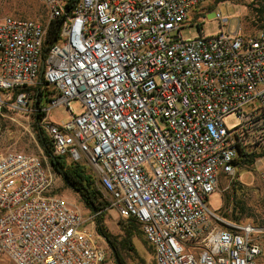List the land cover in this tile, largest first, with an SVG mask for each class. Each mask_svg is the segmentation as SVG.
<instances>
[{
  "label": "built area",
  "instance_id": "obj_1",
  "mask_svg": "<svg viewBox=\"0 0 264 264\" xmlns=\"http://www.w3.org/2000/svg\"><path fill=\"white\" fill-rule=\"evenodd\" d=\"M38 1L46 24L0 11V108L43 113L54 154L91 169L107 206L139 222L154 264H258L263 229L206 201L246 139L264 138V29L243 37L215 11L218 31L183 37L207 0H78L71 13L67 0ZM56 109L68 115L53 120ZM261 180L264 194V167ZM59 188L42 155L0 149V264H106L93 215Z\"/></svg>",
  "mask_w": 264,
  "mask_h": 264
},
{
  "label": "rangeland",
  "instance_id": "obj_2",
  "mask_svg": "<svg viewBox=\"0 0 264 264\" xmlns=\"http://www.w3.org/2000/svg\"><path fill=\"white\" fill-rule=\"evenodd\" d=\"M206 4L209 6L208 9H205ZM263 8L264 0H207L200 8L194 10L198 15L194 17V12L190 13L186 24L181 29V34L183 37H188L200 31L206 34L218 31L220 23L210 14L219 11L222 17L227 18L224 24L225 30L230 32L238 30L243 37H249L264 29V13L258 11ZM0 11L16 17L32 19L42 24H46L48 18L46 7L38 0H0ZM72 108L74 112L79 110V106L74 102ZM67 115L66 111L56 109L51 117L53 120H58ZM225 122L228 127H231L237 123V120L229 116ZM0 149L42 155L32 114L11 112L6 108H0ZM242 150L246 153H253L254 160L247 164L235 165L234 175L222 177L217 191L208 197L206 203L211 210H215L226 220L251 223L263 229V233L258 236V241L263 248L258 264H264V194L261 180V170L264 167V138L262 140L247 138ZM57 185L60 187L59 193L78 206L85 218L91 215L82 204L79 195L67 187L62 178L58 176ZM103 197L107 201L104 195ZM119 220L116 211L107 206L103 212V223L118 247H122V256L126 263L153 264V253L144 235L134 237L129 244L126 243L122 240L124 234ZM90 221L93 224H90ZM90 221H88L89 226L95 230L93 219ZM101 244L107 248L106 264H116L113 251L104 238Z\"/></svg>",
  "mask_w": 264,
  "mask_h": 264
},
{
  "label": "trees",
  "instance_id": "obj_3",
  "mask_svg": "<svg viewBox=\"0 0 264 264\" xmlns=\"http://www.w3.org/2000/svg\"><path fill=\"white\" fill-rule=\"evenodd\" d=\"M77 1L78 0H67L66 9L68 10V13H71L73 11L75 3ZM205 9H208V7ZM258 11L264 13V8L262 10L258 9ZM195 15L197 14H194V17ZM58 22L59 19H56L54 21H51L48 26L47 38L43 44L42 58H45L46 56L45 52L49 48L50 40L57 31ZM57 39H59V31L57 32ZM41 84L42 85L40 87L38 86L34 90L35 93L37 90L39 91L33 103V106H36L38 108L40 106H44L49 100L45 94V92H49L47 90V86L45 85L46 83L44 81H41ZM42 115V112L37 111L32 114L36 138L39 146L42 149V156L44 157L45 162L51 167V170L58 177L62 178L67 187L71 188L79 195L82 204L89 210L91 215H93V221L95 223V230L97 234H99L106 240L112 250H115L121 264H127L124 260V257L122 256V247H118L116 241L105 229V225L103 223V212L105 211L108 203L98 189L91 169L85 165L69 161L66 156L54 154L52 141L40 124ZM253 160V153H246L242 149H240L239 157L235 161V165L241 163L247 164L252 162ZM119 223L124 234L122 240L126 241V243L129 244V242L132 241L134 237H140L142 235L140 224L135 218L129 217L127 219H120ZM146 243L148 247L151 248L153 253L152 247L148 244L147 241Z\"/></svg>",
  "mask_w": 264,
  "mask_h": 264
},
{
  "label": "water",
  "instance_id": "obj_4",
  "mask_svg": "<svg viewBox=\"0 0 264 264\" xmlns=\"http://www.w3.org/2000/svg\"><path fill=\"white\" fill-rule=\"evenodd\" d=\"M58 29H59V26L57 27L56 33L53 35L52 39L50 40L49 45H52L56 41ZM42 72H43V64H42V67H41V74H42ZM112 251H113V255H114V259H115L116 264H121V262H120V260H119V258L117 256L115 250H112Z\"/></svg>",
  "mask_w": 264,
  "mask_h": 264
},
{
  "label": "crops",
  "instance_id": "obj_5",
  "mask_svg": "<svg viewBox=\"0 0 264 264\" xmlns=\"http://www.w3.org/2000/svg\"><path fill=\"white\" fill-rule=\"evenodd\" d=\"M205 7H208L209 8V6L206 4V6ZM211 16L213 15V13H211L210 14ZM201 32V31H200ZM90 224H93V222H90Z\"/></svg>",
  "mask_w": 264,
  "mask_h": 264
}]
</instances>
